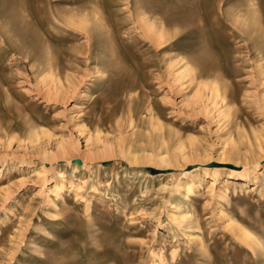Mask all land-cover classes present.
I'll use <instances>...</instances> for the list:
<instances>
[{"label":"rangeland","instance_id":"obj_1","mask_svg":"<svg viewBox=\"0 0 264 264\" xmlns=\"http://www.w3.org/2000/svg\"><path fill=\"white\" fill-rule=\"evenodd\" d=\"M11 1L0 264H264V0Z\"/></svg>","mask_w":264,"mask_h":264},{"label":"bare ground","instance_id":"obj_2","mask_svg":"<svg viewBox=\"0 0 264 264\" xmlns=\"http://www.w3.org/2000/svg\"><path fill=\"white\" fill-rule=\"evenodd\" d=\"M2 1V0H1ZM6 1V0H5ZM9 1V0H8ZM11 1V0H10ZM12 2V1H11ZM13 2H14V0H13ZM1 4H2V2H1ZM7 4V3H6ZM10 4V3H9ZM12 5H13V3H12ZM15 6V5H14ZM2 7H3V5H2ZM1 7V8H2ZM11 8V6H9V9ZM7 9V8H6ZM8 9V10H9ZM12 9H13V6H12ZM11 10V9H10ZM85 13V12H84ZM88 13V12H87ZM87 13H86V16H87ZM2 14V13H1ZM74 13H72V15H73ZM90 14V13H89ZM93 14H94V12L92 13V16H93ZM71 15V14H70ZM76 15V14H75ZM85 15V14H84ZM84 15L82 16L83 17V19H85V21H83V22H86V18H84ZM91 15V14H90ZM0 16H2V15H0ZM92 16L89 18V17H87V19L88 20H90L91 18H92ZM75 19H79V16L76 18V16H73ZM81 17V16H80ZM97 17V16H96ZM3 18V17H2ZM70 18V17H69ZM98 18V17H97ZM97 18H95L94 19V16H93V20H97ZM73 19V18H72ZM81 20L80 21H82V18H80ZM68 21H69V19H68ZM70 21H73V20H70ZM69 21V22H70ZM98 21H99V19H98ZM75 22H77V20L75 21ZM82 22V23H83ZM73 23H74V21H73ZM72 22H71V24H73ZM80 23V22H79ZM76 24V23H75ZM86 24H89V23H86ZM146 25H147V28H151L152 26L151 25H148L147 23H145ZM74 25V24H73ZM96 25V24H95ZM76 26V25H75ZM86 26V25H85ZM84 26V27H85ZM77 27H81V26H77ZM83 27V26H82ZM81 27V28H82ZM4 29V28H3ZM8 30V29H7ZM28 30V29H27ZM85 30V29H84ZM4 31V30H3ZM94 31V30H93ZM26 32V31H25ZM87 32H91V31H87ZM10 33V32H9ZM24 33V32H23ZM11 34V33H10ZM90 34V33H89ZM6 35V34H5ZM158 36L160 37V38H163L164 37V33L161 31V32H159L158 33ZM1 37V36H0ZM6 37V36H5ZM8 39V38H7ZM17 40V39H16ZM11 41V40H10ZM18 41V40H17ZM11 44V43H10ZM15 44V43H14ZM20 44V43H19ZM33 44V43H32ZM24 50V49H23ZM29 52V51H28ZM31 52V51H30ZM26 53V52H25ZM26 56V55H25ZM106 146V144H104V147ZM61 153H64V151H61ZM111 154V151L110 150H108V151H102L101 152V156H109ZM61 155H63V154H61ZM136 157H133V161H137V159L139 160V158H136ZM157 161L158 162H160V163H168L167 162V160H166V158L164 159V157H159V159H157ZM240 235H241V238L242 239H246V238H249L250 237V235H249V233L248 232H246V231H244V230H240Z\"/></svg>","mask_w":264,"mask_h":264},{"label":"water","instance_id":"obj_3","mask_svg":"<svg viewBox=\"0 0 264 264\" xmlns=\"http://www.w3.org/2000/svg\"><path fill=\"white\" fill-rule=\"evenodd\" d=\"M72 162L77 163V164H81L82 161L80 159H73Z\"/></svg>","mask_w":264,"mask_h":264}]
</instances>
